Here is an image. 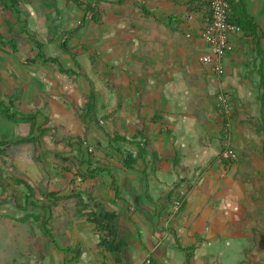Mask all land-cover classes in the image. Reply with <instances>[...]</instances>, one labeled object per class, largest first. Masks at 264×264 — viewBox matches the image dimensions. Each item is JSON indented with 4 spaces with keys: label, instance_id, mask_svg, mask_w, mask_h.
I'll return each mask as SVG.
<instances>
[{
    "label": "crops",
    "instance_id": "0c3cea01",
    "mask_svg": "<svg viewBox=\"0 0 264 264\" xmlns=\"http://www.w3.org/2000/svg\"><path fill=\"white\" fill-rule=\"evenodd\" d=\"M20 1L29 7L22 23L61 35L41 38L57 60L51 71L66 86L54 97L61 114L53 121L65 136L86 138L98 148V167L113 171L115 188L104 173L80 196L117 215L118 239L127 246L119 255L106 252L88 208L73 192L59 193L48 223L54 240L40 222L19 223L40 233L3 237L0 264H264V0H230L235 24L251 22L254 30L241 27L231 38L223 77L200 62L209 52L201 38L208 0H79L82 7L50 0L46 11L39 0ZM86 5L95 19L85 15ZM34 65L47 69L41 59ZM226 143L238 154L234 162L220 159ZM128 156L136 163L127 169ZM76 161L64 166L79 167Z\"/></svg>",
    "mask_w": 264,
    "mask_h": 264
},
{
    "label": "rangeland",
    "instance_id": "374dc122",
    "mask_svg": "<svg viewBox=\"0 0 264 264\" xmlns=\"http://www.w3.org/2000/svg\"><path fill=\"white\" fill-rule=\"evenodd\" d=\"M22 1L26 2V4H28L27 2L33 4L32 0ZM39 2L45 11L51 9L50 0H39ZM26 8L27 10L29 9V7ZM33 12L34 14L36 13L35 10ZM40 26L43 25L26 24L24 26L11 13L0 14V32L6 40L17 36L15 45L19 50L18 54L13 55L12 49L9 48V56L0 52V74L2 76L0 98L6 103L14 99L15 110L18 113L16 119L11 121L0 117V142H6L9 145L5 156L0 157V200L6 201V204L0 209V244L4 247L6 245L3 244L5 242L2 241L3 237H7L6 242H9V239L21 241L26 237L27 230H30L32 237L40 233L39 229L34 226L35 229L30 225L24 227L19 224L20 222L15 221L20 218L19 214L23 218L25 217L26 209L19 210L20 208L18 209V207L24 205L28 191L23 186L16 187L13 179L28 182L35 189L36 198L38 199L43 194L51 192L82 194L86 192L83 188H86L85 190L88 189L86 184L89 179L83 180V178L75 176L78 167L71 166L68 163L70 174L62 171L66 169L64 166L66 163L60 158L63 156L68 158L75 157L78 153L79 141H82L84 149L87 150L84 144L87 139L80 136H65L64 133H61V125L53 121L56 113L61 114L60 109H58L59 106L54 104V101H56L54 97L59 95V89L66 88V86H63L62 82L58 83L56 80L58 77L57 72L51 71V62L47 61L50 59L48 54L49 44L44 43L41 38L43 37V32L47 33V36L43 38L48 41L49 39L57 40L58 37L61 38V35L55 28L51 27L53 30H49L48 26L45 25L43 26L44 29H41ZM9 27L14 28V32L11 35L7 32ZM37 42L44 46L42 50L37 49V46H35ZM40 51H42L43 55L41 62L47 66V69L42 72L37 70L39 66L33 64L35 60H38L36 57ZM40 76H45V78L40 79ZM50 87L54 88L52 95H50ZM63 97L64 95H61L60 99L62 100ZM27 116L35 117L26 120ZM42 130L46 131L43 133ZM32 137L38 138V141L30 144L22 142V139ZM71 139H76L75 146H72L73 148L70 146ZM77 139L79 140L77 141ZM66 140L69 142L66 147L57 148ZM92 148L93 153L95 152L96 154L97 148ZM56 154L57 156L54 158L53 156ZM68 178L72 179V181H68ZM63 199H66V197ZM67 203H71V201H67ZM32 210L29 211L32 212ZM8 213L15 217L7 216ZM33 214H31L33 218H29L28 221H31L33 225H37L38 220L36 218L38 213ZM48 214L50 215L49 212ZM5 215L8 218L10 217V222L5 220L7 218ZM42 216L44 214L39 215V217ZM9 223H11L10 226ZM11 226L14 228L12 232L9 231ZM12 233L14 234L12 235ZM39 243L42 242L39 241ZM40 248H43L42 244H40Z\"/></svg>",
    "mask_w": 264,
    "mask_h": 264
},
{
    "label": "trees",
    "instance_id": "16d2710c",
    "mask_svg": "<svg viewBox=\"0 0 264 264\" xmlns=\"http://www.w3.org/2000/svg\"><path fill=\"white\" fill-rule=\"evenodd\" d=\"M210 2V0H208ZM75 3L78 4L79 7H82L81 4L79 3V0H75ZM230 4V0H229ZM85 15L91 14L92 17H95L98 15V13L95 12V9L91 5H86V8L83 9ZM11 13L14 16L17 17L19 23H22L20 20H22V17L24 16H29V13L27 12V9L24 8L21 4L20 0H0V14H7ZM232 13H230L228 17V21L231 24H235L234 20L231 18ZM243 22V23H242ZM241 23H237L236 25L240 26L243 28V30L246 32L248 30L252 31L254 30V26L252 25L251 22H244L242 21ZM24 26H26L25 22L23 21ZM14 27V26H13ZM14 29L12 27H9V33L13 34ZM17 36L12 37L9 40H6L5 37L2 35L0 32V52L5 54V55H10L8 49L11 48V52L13 55L18 54L19 50L16 47V41ZM34 42V41H33ZM35 46H37V49L42 50L44 46L40 45L38 42L35 43ZM62 49L65 53H70L68 51L66 45H62ZM71 54V53H70ZM37 59H43L42 51L39 52L38 56L36 57ZM74 60V57H73ZM32 61V60H31ZM48 62L51 63H56V59H49L47 60ZM31 64V62H29ZM36 63L33 62V64ZM61 72L70 75L72 73L71 70H65L64 68H61ZM78 75V74H77ZM2 81V76L0 74V83ZM16 105L14 102V99L10 100L8 103L4 102L0 98V117L7 120H15L18 113L15 110ZM15 110V111H14ZM93 113V106L92 103H89V106L87 105V114L90 116ZM20 114V113H19ZM21 115V114H20ZM35 116H27L26 120H30L31 118H34ZM47 121V119H46ZM99 124V122H96ZM46 130H42L44 133ZM79 139H77L78 141ZM38 138L32 137V138H26L22 139V142L24 144H30L37 142ZM76 139H71L70 144L75 142ZM78 153L77 156L74 158H68L67 156H63L60 158L64 163H67L71 160H76V162L79 163V167L77 169V174L75 175L77 178L81 177L83 180H96V178L101 177L104 173L109 177V179L112 181V186L115 188L116 183H115V177L113 175V171L109 169L107 170H102L98 166L100 165L99 161L96 158L95 152L90 153L87 150L84 149V146L82 145V141L78 142ZM9 149V145L6 142H0V157L5 156L6 151ZM98 149V148H97ZM97 151V150H96ZM143 151L139 152L138 154L140 155ZM62 156V155H60ZM82 157V159H80ZM136 163V159H134L132 156H128L126 158V168L128 169L129 166L132 165V163ZM68 167L66 169L62 170L66 173H70L68 171ZM14 185L16 187H25L26 191H28V195L25 198L24 205L19 206V210H32L33 213H38L37 214V220L38 222L41 223L42 227V232L46 237L51 238L54 240V237L51 235L49 229H48V223H49V213H52L53 207L56 206V203L59 201L58 199V192H51L48 194H43L40 199L36 198V191L35 189L28 183L20 179H13ZM115 192L117 193V190L114 189ZM113 190V191H114ZM73 194L78 198L79 204L82 206V210L84 211L85 208H88L89 213H86L87 219L89 222L93 223L96 226L97 232L100 235V247H102L106 252L111 253L113 255H119L123 249L126 248L127 244L126 242H123L118 239L117 231H116V223H117V215L115 213L109 212L105 205H102L98 202H96L92 197H88L85 200L80 196V194H76L73 192ZM118 194V193H117ZM6 201L0 200V209L1 207L6 204ZM44 214V216L39 217V215ZM34 215V214H33ZM48 215V216H47ZM29 218H33V216L26 215L24 218L20 220H15L16 222L20 223H27ZM1 219V217H0ZM190 261V258H189Z\"/></svg>",
    "mask_w": 264,
    "mask_h": 264
},
{
    "label": "built area",
    "instance_id": "2783aa9c",
    "mask_svg": "<svg viewBox=\"0 0 264 264\" xmlns=\"http://www.w3.org/2000/svg\"><path fill=\"white\" fill-rule=\"evenodd\" d=\"M209 6L211 16L201 32V38L208 46L209 52L200 58V62L208 66L217 77H223L226 73L224 59L234 50L231 38L234 35L240 34L242 29L240 26L231 24L228 21L231 12L229 0H210ZM187 18L191 22L194 16L190 15ZM187 37L190 38L191 35H187ZM218 98L221 108H223L224 116L229 118L231 115V106L228 98L223 94L219 95ZM89 152H93V149L89 148ZM220 159L224 162H234L238 159V154L230 144L226 143L221 151ZM180 207L181 202L176 205L175 212ZM150 263L149 259L145 262V264Z\"/></svg>",
    "mask_w": 264,
    "mask_h": 264
},
{
    "label": "clouds",
    "instance_id": "9594fccd",
    "mask_svg": "<svg viewBox=\"0 0 264 264\" xmlns=\"http://www.w3.org/2000/svg\"><path fill=\"white\" fill-rule=\"evenodd\" d=\"M84 144H85L86 148L88 149V151H89V148H92V146H90V145L87 143V141H86ZM92 149H93V148H92ZM90 153H92V152H90Z\"/></svg>",
    "mask_w": 264,
    "mask_h": 264
}]
</instances>
